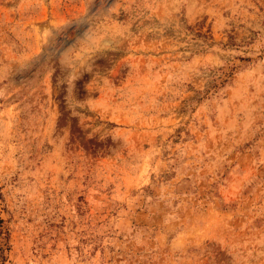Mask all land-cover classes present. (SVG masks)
<instances>
[{"label":"rangeland","instance_id":"rangeland-1","mask_svg":"<svg viewBox=\"0 0 264 264\" xmlns=\"http://www.w3.org/2000/svg\"><path fill=\"white\" fill-rule=\"evenodd\" d=\"M0 264H264V0H0Z\"/></svg>","mask_w":264,"mask_h":264}]
</instances>
